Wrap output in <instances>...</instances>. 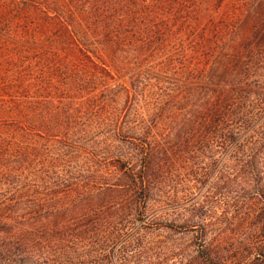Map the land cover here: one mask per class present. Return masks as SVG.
Masks as SVG:
<instances>
[{"label": "trees", "instance_id": "1", "mask_svg": "<svg viewBox=\"0 0 264 264\" xmlns=\"http://www.w3.org/2000/svg\"><path fill=\"white\" fill-rule=\"evenodd\" d=\"M26 57L40 74L41 64L56 69L47 112L40 75L16 65ZM0 61L13 77L0 82L11 89L0 95V264H171L168 243L142 241L164 218L153 188L170 105L188 115L182 129L195 123L209 162L229 145L244 153L235 170L249 191L244 229H264V0H0ZM155 83L172 94L148 110L143 92ZM85 91L102 96L86 111L100 127L90 146ZM59 148L63 161H45ZM71 162L87 174L70 178ZM137 211L147 218L134 230ZM201 225L194 264H224L206 239L213 224Z\"/></svg>", "mask_w": 264, "mask_h": 264}, {"label": "rangeland", "instance_id": "2", "mask_svg": "<svg viewBox=\"0 0 264 264\" xmlns=\"http://www.w3.org/2000/svg\"><path fill=\"white\" fill-rule=\"evenodd\" d=\"M21 63L23 65L28 64L29 71L35 75H40L41 113L49 111V103L43 96L50 97L54 93L48 87V82L51 79L50 77L58 79L56 69H45L42 68L41 64L40 74L36 71L34 61L26 57L25 60H20L16 65ZM3 68H6V66L0 64V82L1 80H13L11 72ZM94 76V84H99V76L97 74H94ZM10 91L11 89L7 85L0 84V95ZM168 92L170 95L172 94L170 86L165 83H155L148 90H145L143 94H145V98L150 100L148 110H154L157 100L165 97L164 95ZM143 94L139 97L140 102L143 101ZM77 95H81L80 98L83 99V103L79 106L85 109L84 122L90 123L88 126H91L89 131L90 141L88 142V146H90L96 140V135L92 132L99 130L100 127L92 126L91 123L94 118L86 111L98 104L102 96L96 94L91 97L86 91L78 92ZM123 100L124 98H118L115 103L120 106ZM72 106L73 102L68 108H73ZM73 109L77 111L79 108L77 106ZM168 109L169 111L166 112V119L162 122L161 128H165L162 131L168 130V132L167 134H161L157 142L158 147L165 150L164 153L167 158L165 164H163L164 178L153 188V197L158 199L159 206H161L159 209L160 216L163 215L164 218L157 221L159 223L155 224V229H142L144 233L143 243H150L153 246V243L159 241L166 242L168 243L166 249L172 250V255L169 258L171 264H177L178 262H181V264H194L193 257L198 252V235L203 234L200 229L201 224L209 220L213 225L211 229L208 227V230L211 231H208V234L206 233V239L212 240L214 238V242L220 244L225 254L224 264H264V259L259 255V252H264V229H262L261 224L254 225L250 229H244L245 224H243L246 221L244 214L251 207L247 208V203H243L247 199L249 191L243 183L239 182L238 178L240 176L238 177L239 173L235 174V170H239L238 168L245 156L244 153L240 156L241 151L235 146L229 145L225 149L217 150L209 162L207 158H203V139L198 137L197 134L200 135L199 131L195 132V123L186 130L180 127L188 119L185 110H179L178 114L175 115V105H170ZM64 112H67V109ZM72 112L75 111L72 110ZM169 126L173 128L171 130L167 129ZM177 134H179V137H177ZM122 144L120 145L122 146ZM59 145L61 143L53 144L52 149L59 147ZM97 150L98 148L95 147L93 154L97 160H101L100 157H97ZM244 150V152L248 151L245 148ZM62 153H64V149L59 148L57 150L58 156L46 154L45 161L50 160L54 163L63 161L60 158ZM262 153H264V150L260 151V155ZM86 157L87 160H91L89 155ZM77 162L79 164L81 159H78ZM63 165L64 163L61 162L58 165L59 167L50 169V176L60 178L64 172ZM73 166L71 162L65 167L67 170L65 174H70V178L77 174L80 176L87 174L85 169L82 171V168L78 167L76 169ZM91 168L93 172L96 171V165ZM233 175L236 180H232ZM60 189L55 192L58 202L62 199ZM137 212L135 218L131 219L134 230L147 218L142 219L143 213L141 211ZM155 212L158 213V211ZM117 255V252L113 251V258H116Z\"/></svg>", "mask_w": 264, "mask_h": 264}]
</instances>
